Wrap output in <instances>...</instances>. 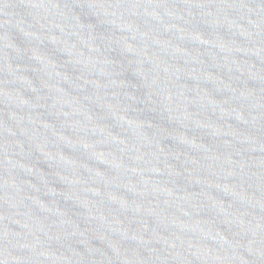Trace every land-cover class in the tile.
Here are the masks:
<instances>
[{"label":"water","instance_id":"obj_1","mask_svg":"<svg viewBox=\"0 0 264 264\" xmlns=\"http://www.w3.org/2000/svg\"><path fill=\"white\" fill-rule=\"evenodd\" d=\"M0 144L264 264V0H0Z\"/></svg>","mask_w":264,"mask_h":264}]
</instances>
